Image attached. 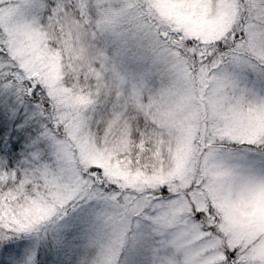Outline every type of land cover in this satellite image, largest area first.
<instances>
[{
	"label": "snow or ice",
	"instance_id": "obj_1",
	"mask_svg": "<svg viewBox=\"0 0 264 264\" xmlns=\"http://www.w3.org/2000/svg\"><path fill=\"white\" fill-rule=\"evenodd\" d=\"M0 264H264V0H0Z\"/></svg>",
	"mask_w": 264,
	"mask_h": 264
}]
</instances>
